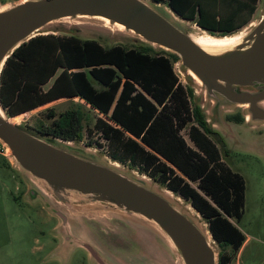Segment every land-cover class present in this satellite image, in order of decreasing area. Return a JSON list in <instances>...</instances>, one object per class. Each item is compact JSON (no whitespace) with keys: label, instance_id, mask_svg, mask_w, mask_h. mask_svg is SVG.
Wrapping results in <instances>:
<instances>
[{"label":"trees","instance_id":"trees-1","mask_svg":"<svg viewBox=\"0 0 264 264\" xmlns=\"http://www.w3.org/2000/svg\"><path fill=\"white\" fill-rule=\"evenodd\" d=\"M153 1L166 3L176 15L209 33L231 35L249 22L258 0ZM178 59L171 52L156 53L151 46L104 47L93 39L39 34L6 59L0 73V103L13 116L62 97L82 99L99 113L88 132L97 131L107 141L109 157L188 199L223 248L217 264H231L246 237L237 225L243 215L245 181L238 172L218 167L221 152L210 135L219 132L198 103L191 105L193 89L174 71ZM47 116L52 122L38 134L82 140L80 107L58 115L51 108ZM226 119L244 120L240 112ZM186 127L194 147L180 133Z\"/></svg>","mask_w":264,"mask_h":264},{"label":"water","instance_id":"water-1","mask_svg":"<svg viewBox=\"0 0 264 264\" xmlns=\"http://www.w3.org/2000/svg\"><path fill=\"white\" fill-rule=\"evenodd\" d=\"M153 5L159 3L147 0L11 2L0 7V73L14 49L36 35L48 33L49 24L63 19H100L108 28L130 33L152 47L176 54L180 70L203 93L205 105L210 108L209 117L201 109L212 128L221 125V111L230 107H243L246 122L251 126L264 124V8L257 22L241 33L236 44L210 52L180 28L168 11L170 18ZM72 142L58 137L50 139L21 127L10 120L0 103V143L8 151L7 157L57 203L95 204L120 211L134 221L138 218L151 223L182 264H217L215 240L190 210L182 208L166 192L121 171L116 165L101 160L103 164L97 161L99 158L74 151L70 148ZM33 193L32 190L29 195ZM55 213L61 224L66 225V215L60 210ZM65 240L70 247L74 246L71 234ZM79 246L89 253L93 262L106 264L92 246L86 243Z\"/></svg>","mask_w":264,"mask_h":264},{"label":"rangeland","instance_id":"rangeland-1","mask_svg":"<svg viewBox=\"0 0 264 264\" xmlns=\"http://www.w3.org/2000/svg\"><path fill=\"white\" fill-rule=\"evenodd\" d=\"M18 1L20 0H0V7ZM147 1L156 4L153 0ZM153 6L167 17L168 11L176 24L186 32L212 36V33L194 21L176 16L166 3ZM263 8L264 0H258L249 22L240 28L242 32L257 22ZM46 29L48 33L58 36L72 35L80 39H93L104 47L116 44L126 47L151 46L130 33L108 28L100 19H63L49 24ZM219 36V33H213V37ZM152 49L156 53L169 52L154 45ZM174 71L184 85L193 89L191 105L198 103L209 117L210 108L205 105L203 93L196 83L190 81L180 70L178 62L174 63ZM52 80L43 85V88L47 89ZM73 107L82 109L84 119L82 140L73 141L71 149L99 158L97 161L100 163L105 164V161L114 164L121 171L166 192L182 208L190 210L208 229V223L188 199L167 189L147 174L140 173L138 168H130L128 164L113 161L109 157L107 141L97 131L88 132L99 114L79 99L58 98L13 116L4 111L18 125L38 134L41 127L51 124L52 119L47 116L51 108L58 115ZM237 112L244 115L242 122L226 120V115ZM15 116L18 117L17 120L12 118ZM221 117V125L215 124L213 127L219 133L210 135L221 152L218 167L238 172L245 181L243 215L237 225L246 237L235 252L231 264H264V124H248L243 107L223 108ZM180 133L188 145L194 147L188 136V127ZM6 152L8 151L0 143V264H97L79 246L82 243L92 246L106 264H182L165 237L160 236L151 223L138 218H135V222L130 215L101 205L70 206L57 203L38 183L15 167ZM191 184L196 186V183ZM32 190L34 193L29 195ZM56 210L66 215V225L61 224ZM231 221L236 223L233 218ZM70 234L74 239L72 247L65 240V236ZM213 244L218 259V253L223 248L216 241ZM70 248L73 250L68 252ZM224 249L231 252L230 247Z\"/></svg>","mask_w":264,"mask_h":264},{"label":"bare ground","instance_id":"bare-ground-1","mask_svg":"<svg viewBox=\"0 0 264 264\" xmlns=\"http://www.w3.org/2000/svg\"><path fill=\"white\" fill-rule=\"evenodd\" d=\"M241 33L242 31L231 35H226L224 37H213L210 35H201V34L198 35L190 34V35L205 50L210 52H218L232 46L233 44H236L238 42L239 37L241 36Z\"/></svg>","mask_w":264,"mask_h":264},{"label":"crops","instance_id":"crops-1","mask_svg":"<svg viewBox=\"0 0 264 264\" xmlns=\"http://www.w3.org/2000/svg\"><path fill=\"white\" fill-rule=\"evenodd\" d=\"M172 11V10H171ZM175 15H176V13L174 12V11H172ZM176 16H178V15H176ZM179 17V16H178ZM181 18V17H180ZM234 33H237V32H241V30L240 29H238V30H236V31H233ZM233 33V34H234ZM76 99H79L80 101H82V102H84L82 99H80V98H77V97H75ZM95 111H97V110H95ZM97 113H98V111H97ZM99 114V113H98Z\"/></svg>","mask_w":264,"mask_h":264}]
</instances>
